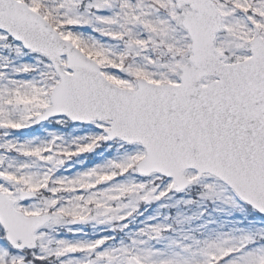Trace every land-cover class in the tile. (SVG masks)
I'll use <instances>...</instances> for the list:
<instances>
[{
	"label": "snow or ice",
	"instance_id": "1",
	"mask_svg": "<svg viewBox=\"0 0 264 264\" xmlns=\"http://www.w3.org/2000/svg\"><path fill=\"white\" fill-rule=\"evenodd\" d=\"M193 192L264 217V0H0V264H264Z\"/></svg>",
	"mask_w": 264,
	"mask_h": 264
},
{
	"label": "rangeland",
	"instance_id": "2",
	"mask_svg": "<svg viewBox=\"0 0 264 264\" xmlns=\"http://www.w3.org/2000/svg\"><path fill=\"white\" fill-rule=\"evenodd\" d=\"M196 196L193 193H179L171 200L159 202L167 204V207H158L153 205L148 210V214L156 215V219L151 223H163L171 225L173 231L166 233L168 238H178L181 233L194 232L202 233L205 229H217L229 231L236 228L244 229H264V223L256 222L255 218L244 216L245 211L233 209L226 205L210 202H200L185 204V200L193 199ZM177 201H180L177 203ZM155 209V212H153ZM242 213V214H241ZM256 223V224H254ZM162 244H156V247H162Z\"/></svg>",
	"mask_w": 264,
	"mask_h": 264
}]
</instances>
